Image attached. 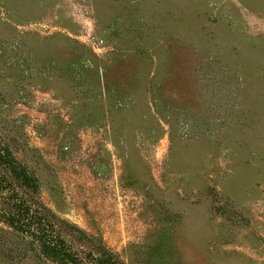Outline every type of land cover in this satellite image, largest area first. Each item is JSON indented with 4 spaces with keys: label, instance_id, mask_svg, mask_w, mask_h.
<instances>
[{
    "label": "rangeland",
    "instance_id": "obj_1",
    "mask_svg": "<svg viewBox=\"0 0 264 264\" xmlns=\"http://www.w3.org/2000/svg\"><path fill=\"white\" fill-rule=\"evenodd\" d=\"M0 141L126 264H264V0H0Z\"/></svg>",
    "mask_w": 264,
    "mask_h": 264
},
{
    "label": "trees",
    "instance_id": "obj_2",
    "mask_svg": "<svg viewBox=\"0 0 264 264\" xmlns=\"http://www.w3.org/2000/svg\"><path fill=\"white\" fill-rule=\"evenodd\" d=\"M39 192L37 176L0 141V222L17 234L24 252L37 250L47 264H126L53 214Z\"/></svg>",
    "mask_w": 264,
    "mask_h": 264
}]
</instances>
